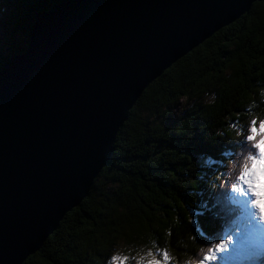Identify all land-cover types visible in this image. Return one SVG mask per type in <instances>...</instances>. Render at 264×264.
<instances>
[{
    "label": "water",
    "instance_id": "obj_1",
    "mask_svg": "<svg viewBox=\"0 0 264 264\" xmlns=\"http://www.w3.org/2000/svg\"><path fill=\"white\" fill-rule=\"evenodd\" d=\"M264 0H69L0 68V264L80 207L145 89Z\"/></svg>",
    "mask_w": 264,
    "mask_h": 264
},
{
    "label": "trees",
    "instance_id": "obj_2",
    "mask_svg": "<svg viewBox=\"0 0 264 264\" xmlns=\"http://www.w3.org/2000/svg\"><path fill=\"white\" fill-rule=\"evenodd\" d=\"M67 1L0 0L9 39L0 45V68L24 51L36 15ZM19 34L23 46L13 39ZM253 120L257 127L264 120L258 2L145 89L89 196L23 264H109L120 246H152L168 252L169 264H198L235 216L222 192L239 173L233 160Z\"/></svg>",
    "mask_w": 264,
    "mask_h": 264
},
{
    "label": "snow or ice",
    "instance_id": "obj_3",
    "mask_svg": "<svg viewBox=\"0 0 264 264\" xmlns=\"http://www.w3.org/2000/svg\"><path fill=\"white\" fill-rule=\"evenodd\" d=\"M241 144L249 146L239 165V173L226 182L222 195L238 206L234 212H238L245 224V238H250L248 254L250 259H256L261 255L254 241L264 236V120H253L247 129V134ZM236 168V165H233ZM198 223V222H197ZM235 246L233 234L218 238V242L208 247L198 264H214L221 256ZM152 256V253H149ZM156 255L162 259H153L149 264H169L170 256L167 251ZM116 264H127V257L113 256ZM264 264V260L261 261Z\"/></svg>",
    "mask_w": 264,
    "mask_h": 264
},
{
    "label": "rangeland",
    "instance_id": "obj_4",
    "mask_svg": "<svg viewBox=\"0 0 264 264\" xmlns=\"http://www.w3.org/2000/svg\"><path fill=\"white\" fill-rule=\"evenodd\" d=\"M13 39L19 45L20 44L22 46L24 45V41L22 40V36L20 34L15 35ZM6 40L9 42L7 30H4L3 28L0 27V45L5 47ZM241 148L243 149V151L237 156L235 160H233L234 161L233 165H236L238 168L243 161L244 155L247 154L249 147H247V144L245 145L243 144ZM229 170L232 171V165L229 168ZM232 175L233 174H231V172L227 173L225 178H229ZM220 208L221 207L218 206V208L216 209L219 210ZM230 233L233 234L235 246L230 248L228 252L219 254V256H221L220 257L221 264H261V261L264 260V241L261 240H264V238L262 236L259 240L254 241L261 255L258 256L256 259H250L248 254V246L250 243V238L249 239L245 238L244 235L245 224L240 214L237 215V217H235L234 219H232V222H230L229 230L224 234L223 237L229 235ZM261 243L262 245L260 246ZM163 251L162 250L155 251L153 250L152 246H148V247L143 246V247H135V248H126L125 246H120L116 250L113 256L119 258L127 257L128 258L127 264H149V261L153 259V256H155V258L158 260L162 259L161 256L156 254ZM149 253H152L153 255L150 256ZM109 264H116V262L113 259H111ZM172 264H177V263L172 262Z\"/></svg>",
    "mask_w": 264,
    "mask_h": 264
},
{
    "label": "bare ground",
    "instance_id": "obj_5",
    "mask_svg": "<svg viewBox=\"0 0 264 264\" xmlns=\"http://www.w3.org/2000/svg\"><path fill=\"white\" fill-rule=\"evenodd\" d=\"M235 216H236V212H235ZM263 238H264V236H263ZM261 241H264V240H261ZM262 245V243L260 244V246ZM200 247V246H199Z\"/></svg>",
    "mask_w": 264,
    "mask_h": 264
}]
</instances>
